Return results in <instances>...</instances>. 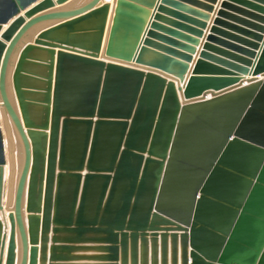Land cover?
Listing matches in <instances>:
<instances>
[{
    "label": "water",
    "instance_id": "1",
    "mask_svg": "<svg viewBox=\"0 0 264 264\" xmlns=\"http://www.w3.org/2000/svg\"><path fill=\"white\" fill-rule=\"evenodd\" d=\"M169 4L123 52L122 30L145 24L136 0H0V264H36L38 246L40 264H264V46L207 69L227 56L213 29L186 80L197 41L180 56L150 40ZM1 110L23 153L14 194Z\"/></svg>",
    "mask_w": 264,
    "mask_h": 264
},
{
    "label": "crops",
    "instance_id": "2",
    "mask_svg": "<svg viewBox=\"0 0 264 264\" xmlns=\"http://www.w3.org/2000/svg\"><path fill=\"white\" fill-rule=\"evenodd\" d=\"M83 1H80L77 3L79 6ZM85 2V1H84ZM151 4L152 7L147 8L145 6L146 3ZM179 3L182 4L183 9L178 10L174 8V4ZM69 4V3H67ZM66 4V5H67ZM112 4V3H111ZM136 4L139 6V9L146 12V16L143 15L141 12H134L135 15H137L138 18H145V24L143 25L142 32L139 35V39L136 40L134 34L131 32L129 33L127 30L128 28H125V30H122V32L119 34L120 39L118 40V47L120 46L119 51L123 52H131L132 49L135 47L136 43H138L141 40V43L144 38H146V32L150 30V24L153 22V17L155 14H157L158 7L161 6V0H136ZM227 4V9H222V5ZM164 10L160 16L161 20L157 22L161 28V30H154L156 37L150 39L153 47L158 49L161 53H164L166 49H173L175 52H177L180 56L187 55L189 53L185 52V48L187 46L192 47L193 45H188L187 41L188 38L197 41L195 48V51L192 53L191 58L192 62L189 63V70L186 74V80L193 76L194 74V68L195 63L197 60L200 59V54L203 52V45L207 43V39L209 36H212V30L216 29L217 34L213 35L217 44H213L218 48L219 50H223L226 52L225 55L222 56L221 51L211 53L217 60L222 63L221 65H217L208 61L204 62V66L207 69L210 68H223L222 66H228L230 64H237L234 63L232 60L227 58L228 56H234L236 58H239L243 61H253L250 60L246 56V52H250L252 54H259L262 47L264 46V33H259L256 30L264 28V0H187L186 2H181L178 0H170V4L164 6ZM175 13L180 14L181 16H184L186 18V21L178 18ZM111 17V10L109 12L108 16V22L110 21ZM129 23L135 24V20L127 19ZM215 21H220L219 25H215ZM97 22V20L95 21ZM175 24H182L183 26L192 27L195 30L201 32V35L199 37L195 35H190L191 33L188 32L187 29L179 28L175 26ZM94 26V25H92ZM108 27V23H107ZM79 29V28H77ZM167 30H173L177 33V35H167ZM39 30H32L28 34L27 43H33L36 37L39 34ZM61 34V33H60ZM63 37L66 36L65 31L62 32ZM197 35V34H196ZM70 36H74L75 40L77 39H85L84 42L86 43H93L95 42L97 38V32L91 30L89 32H83L80 30H76L73 33L70 34ZM256 36H261L263 38V41H257ZM168 40V41H167ZM171 40V42L169 41ZM83 42V41H82ZM174 42V43H172ZM141 43L139 46H141ZM249 44H252V46L255 49H251L248 47ZM104 45V44H103ZM258 47H260L258 49ZM193 48V47H192ZM239 48V49H238ZM57 52L59 49H55ZM34 56H37L41 59H49V55L47 52L44 51H35L33 54ZM224 55V54H223ZM240 65V64H239ZM204 70L201 73L203 75H200L202 77H211L208 75H212V73L208 70ZM43 74L47 72L45 68H42L41 71H39ZM240 79H250L252 78L250 75L243 76L238 75ZM260 78V77H259ZM174 79V78H173ZM176 86L181 85L184 87L183 83L176 82L177 80L174 79ZM37 83V85L41 87H45L46 85L43 82H34ZM179 99L181 100V94L178 92ZM4 119V118H3ZM9 172L7 170V176ZM49 248L54 246L52 243L53 234L50 233L49 235ZM160 244V243H159ZM171 246V243H169ZM39 250V253H37V261L36 264H40V246L37 247ZM180 250V247H179ZM87 255L91 256H97L101 255L100 253L96 252H89L85 253ZM73 256L79 255V253H72ZM71 264H98L94 261L89 262H73ZM169 264H171V257H169ZM180 264V260H179Z\"/></svg>",
    "mask_w": 264,
    "mask_h": 264
},
{
    "label": "bare ground",
    "instance_id": "3",
    "mask_svg": "<svg viewBox=\"0 0 264 264\" xmlns=\"http://www.w3.org/2000/svg\"><path fill=\"white\" fill-rule=\"evenodd\" d=\"M94 20V22H92V21H87V22H85L83 25H81L80 26V28H85V27H88V25L90 24H92V25H96L97 24V22H95L96 21V19H93ZM77 28H79V27H77ZM75 29L74 31H76V30H79V29ZM73 31V32H74ZM59 36H61L62 38H63V36L62 35H59ZM66 37V36H65ZM79 42H81V41H83L84 42V40L83 39H77ZM35 117H38V118H40L41 117V114H40V111H37V112H35ZM1 118H2V121H3V118L5 119V121H6V124L7 125H10V127H11V130H14V128L12 127V125H11V123H10V121L9 120H7V118H6V116H5V114H4V112H3V110H1ZM3 125V124H2ZM9 126H7V131L9 132V129H10V127L8 128ZM10 130V131H11ZM15 131V130H14ZM7 132V133H8ZM10 134L12 133V132H9ZM8 133V134H9ZM16 133V132H15ZM12 135V134H11ZM17 135V134H16ZM18 137V136H17ZM12 137H9V140H8V138L6 137V143L8 144H10L11 142H12ZM21 145V144H20ZM13 145H10V152H11V157H9L8 158V167H7V170H8V172L10 171V162H11V164H12V172H13V170H14V159H15V156H14V153H15V151H14V147H12ZM8 150V149H7ZM22 150V149H21ZM18 156H19V154H18ZM16 158H18L17 156H16ZM17 160L18 159H16V163H17ZM22 161H23V159H22V157H20V159H19V161H18V167H19V172H20V170H21V167H22ZM14 173V172H13ZM6 178H9V174H8V176H7V173H6ZM13 178V176L11 175V180H12V182H11V192H12V194H14V189H15V186H16V183H17V178H18V175H17V177L14 179H12ZM9 185V184H8ZM10 192V191H9ZM11 194V193H10ZM11 194V195H12ZM180 247V246H179ZM157 252H159L160 250H161V246L159 245L158 247H157Z\"/></svg>",
    "mask_w": 264,
    "mask_h": 264
},
{
    "label": "rangeland",
    "instance_id": "4",
    "mask_svg": "<svg viewBox=\"0 0 264 264\" xmlns=\"http://www.w3.org/2000/svg\"><path fill=\"white\" fill-rule=\"evenodd\" d=\"M2 124H3V129H4V131H5V135H6V137L8 138V140H9V137H12L13 139H12V142L9 144H7V149H8V158L10 157V154H9V151H10V145H13L12 147H14L13 149H14V151H15V153H14V156H15V159H14V170H13V174H12V176H13V178L15 179L16 177H17V175H19V167L17 166L18 164V161H19V159H20V157H22V159H23V153H22V148H21V145H20V141H19V139H18V137H17V135H16V133H15V131L14 130H11V127H10V125H7L6 124V121H5V119H3V121H2ZM7 126H9L10 127V129H9V132H12L11 134L7 131ZM8 127V128H9ZM11 130V131H10ZM9 134H8V133ZM10 141V140H9ZM18 154H19V156H18ZM16 156L18 157V158H16ZM16 159H18L17 160V163H16ZM10 170L12 171V164H11V162H10ZM12 178V179H13ZM8 179V178H7ZM9 185H8V182H7V188H6V194H5V200H6V202L8 201V197H9V187H8Z\"/></svg>",
    "mask_w": 264,
    "mask_h": 264
}]
</instances>
